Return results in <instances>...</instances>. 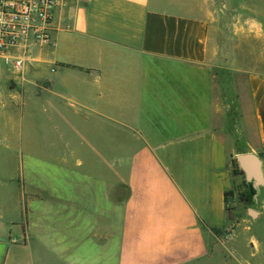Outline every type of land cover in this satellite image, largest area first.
Here are the masks:
<instances>
[{
	"label": "crops",
	"instance_id": "0c3cea01",
	"mask_svg": "<svg viewBox=\"0 0 264 264\" xmlns=\"http://www.w3.org/2000/svg\"><path fill=\"white\" fill-rule=\"evenodd\" d=\"M218 1L75 0L56 13L52 43L32 48L24 79L0 57V109L40 106L53 125L112 144L109 179L98 147L67 154L80 173L39 154L50 187L34 199L52 210L37 237L50 257L37 264H254L264 254L263 212L240 216L226 196L237 156L264 153V0ZM222 36L240 41V61ZM95 158L101 169L83 161ZM106 199L111 215L90 212Z\"/></svg>",
	"mask_w": 264,
	"mask_h": 264
},
{
	"label": "rangeland",
	"instance_id": "374dc122",
	"mask_svg": "<svg viewBox=\"0 0 264 264\" xmlns=\"http://www.w3.org/2000/svg\"><path fill=\"white\" fill-rule=\"evenodd\" d=\"M224 2V0H219L218 6L223 8ZM221 40L222 44L227 45L226 55L236 57L240 61L242 59L240 41L228 40L224 36L221 37ZM244 52H247L246 48ZM245 53L244 58L246 59L248 56ZM251 59H255V57L253 56ZM240 65L239 62L236 65L219 64V66L226 67V69H222L223 71H230L227 67L234 70ZM0 67H2L3 73H6L7 64L2 62ZM240 82L243 91L245 90V81L240 79ZM29 87V84L25 85V88ZM248 114L251 119V110ZM92 137H96L92 132L83 135L79 129L66 127L63 123L62 125H53L49 120L48 113L40 106L31 107V110L26 109L25 111L20 107L9 110L0 109V248L3 251L0 264H33V262L37 264V256L42 255L41 258L45 261L50 257L45 251L46 248L38 242L37 237L38 234L45 233L44 227L48 225V222L44 220L49 219V211L52 209L39 207V203L34 199V194L40 191L38 189L40 185L44 190L42 192L49 194L45 191L49 190L50 185L42 184L44 178L41 173L47 174V170L52 166L48 160H40L39 154L56 152L58 163H62L67 158L66 161L70 167L80 173L83 167L77 166V160L66 157L67 154L74 150L78 155L85 157L86 154H91L92 147L95 151L98 147L99 152L103 151L106 155L104 160L105 177L111 178L109 174H111L113 160L109 156L112 153V144L106 141L97 143L96 138ZM238 147L247 148V145L243 142ZM259 157L264 163V153ZM83 161L89 164V168H102V161L96 158ZM236 177L238 183L228 196V210L236 211L235 213L240 216L245 215V210L249 215V209L258 210L264 214V197L260 198V193L264 192V184L256 187L255 182L248 181L245 175ZM250 187L256 190V196L251 204H245L240 201V196L248 192ZM107 200L103 206L96 205L94 211L90 212H95L96 215L97 211L100 215L104 209V215H111ZM99 203L101 204L100 201ZM39 220L42 221L40 224ZM256 231L264 236L263 227H258ZM34 259L35 261H33ZM251 261H255L254 264L263 263L264 254L250 259Z\"/></svg>",
	"mask_w": 264,
	"mask_h": 264
},
{
	"label": "built area",
	"instance_id": "2783aa9c",
	"mask_svg": "<svg viewBox=\"0 0 264 264\" xmlns=\"http://www.w3.org/2000/svg\"><path fill=\"white\" fill-rule=\"evenodd\" d=\"M75 0H0V57L13 56V67L24 79L32 48L49 46L57 12Z\"/></svg>",
	"mask_w": 264,
	"mask_h": 264
},
{
	"label": "water",
	"instance_id": "95a60500",
	"mask_svg": "<svg viewBox=\"0 0 264 264\" xmlns=\"http://www.w3.org/2000/svg\"><path fill=\"white\" fill-rule=\"evenodd\" d=\"M236 160L240 168L244 171L248 181L253 180L256 187L264 184L262 162L258 156L251 153L240 154Z\"/></svg>",
	"mask_w": 264,
	"mask_h": 264
},
{
	"label": "trees",
	"instance_id": "16d2710c",
	"mask_svg": "<svg viewBox=\"0 0 264 264\" xmlns=\"http://www.w3.org/2000/svg\"><path fill=\"white\" fill-rule=\"evenodd\" d=\"M234 166V176H243L245 175L244 171L240 168V166L237 164L236 161L233 163ZM231 193H227L226 196H229ZM256 196V190L252 187H250V190L246 193H243L240 196V201L245 204H251L254 201V198Z\"/></svg>",
	"mask_w": 264,
	"mask_h": 264
}]
</instances>
